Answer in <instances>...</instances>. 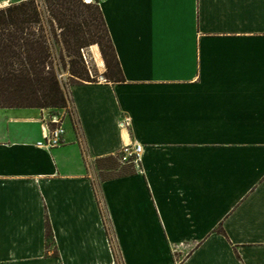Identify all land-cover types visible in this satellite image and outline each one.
<instances>
[{"label": "crops", "instance_id": "obj_1", "mask_svg": "<svg viewBox=\"0 0 264 264\" xmlns=\"http://www.w3.org/2000/svg\"><path fill=\"white\" fill-rule=\"evenodd\" d=\"M92 2L124 80L89 45L52 148L0 107V264H264V0Z\"/></svg>", "mask_w": 264, "mask_h": 264}, {"label": "trees", "instance_id": "obj_2", "mask_svg": "<svg viewBox=\"0 0 264 264\" xmlns=\"http://www.w3.org/2000/svg\"><path fill=\"white\" fill-rule=\"evenodd\" d=\"M52 41L59 45L58 58ZM91 44H96L101 53L104 78L123 81L102 12L95 2L21 0L1 7L0 107H66L60 69L67 67L70 84L94 81L88 76L82 56V49Z\"/></svg>", "mask_w": 264, "mask_h": 264}, {"label": "built area", "instance_id": "obj_3", "mask_svg": "<svg viewBox=\"0 0 264 264\" xmlns=\"http://www.w3.org/2000/svg\"><path fill=\"white\" fill-rule=\"evenodd\" d=\"M86 3L92 2V0H83ZM83 59L85 57L83 55ZM62 115L63 113L49 112L44 116L45 129L42 134L41 140L37 141L36 144L47 148H52L60 143L64 128L62 126ZM141 149L140 144L123 145L117 155V160L120 163L132 162L133 164L139 160V151Z\"/></svg>", "mask_w": 264, "mask_h": 264}, {"label": "rangeland", "instance_id": "obj_4", "mask_svg": "<svg viewBox=\"0 0 264 264\" xmlns=\"http://www.w3.org/2000/svg\"><path fill=\"white\" fill-rule=\"evenodd\" d=\"M39 3H41L42 0H37ZM42 6V5H41ZM88 47V46H87ZM87 47L83 48L82 49V56L84 55L85 57V60L86 62L84 61L85 63V66L87 68V72H88V76L90 79H93L95 80L96 76L98 75L97 71H96V68L95 66L93 65L90 57H89V53L87 52ZM52 49H53V52L55 53V57L58 58V53H59V45H57L56 43H53L52 41ZM65 62L67 61V58H64ZM60 64V63H59ZM67 68V67H66ZM60 69V72H59V78L61 79V85H62V89H63V92L65 93L66 95V98H67V104H68V96H67V93H66V87L67 85H70L71 81L69 80V73L67 71V69ZM65 108H44V110H46L47 113L49 112H53V113H59L64 110ZM67 110H69V108H67ZM118 153L116 154V157H117ZM121 163L116 160L115 158L111 157V158H103L101 160H97L96 161V166L98 168H102V169H105V170H101L99 171V177L100 178H104V177H108V176H111V175H115L117 173H121L124 171L123 168H120L118 170H114L116 169ZM122 164H125V166H127V169H130V167L133 166V163L132 162H125V163H122ZM178 258V256H176Z\"/></svg>", "mask_w": 264, "mask_h": 264}]
</instances>
